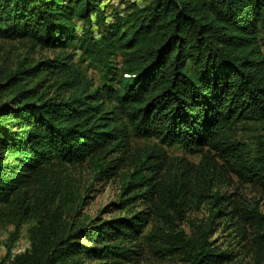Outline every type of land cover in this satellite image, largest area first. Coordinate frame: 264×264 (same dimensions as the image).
Here are the masks:
<instances>
[{"label":"trees","instance_id":"obj_1","mask_svg":"<svg viewBox=\"0 0 264 264\" xmlns=\"http://www.w3.org/2000/svg\"><path fill=\"white\" fill-rule=\"evenodd\" d=\"M108 2L0 0L1 41L57 52L0 67V227H13L1 264H139L146 250L159 261L229 263L209 242L226 200L218 184L233 177L264 192V0L122 1L121 12ZM70 52L96 67L98 85ZM253 125L261 133L240 141ZM174 146L198 164L173 166ZM84 165L92 182L120 179L122 214L80 215L67 170ZM207 190L217 210L189 235L180 224ZM231 210L264 264V214ZM26 225L29 249L11 257Z\"/></svg>","mask_w":264,"mask_h":264},{"label":"rangeland","instance_id":"obj_2","mask_svg":"<svg viewBox=\"0 0 264 264\" xmlns=\"http://www.w3.org/2000/svg\"><path fill=\"white\" fill-rule=\"evenodd\" d=\"M124 2H135L140 4L142 0H109L107 6L112 12L123 9ZM72 54V52H70ZM57 52L43 51L38 48L29 49L22 43L12 41L0 40V67L2 69H12L18 61L24 57L29 58L33 62L41 60H53ZM72 62L80 69L93 83L98 85L100 82L99 74L93 65L85 62V59L80 56V53L74 52L72 54ZM120 66V60H115V65ZM261 133L259 126H250L244 129L239 134L240 141L251 144L254 136ZM153 140L135 138L132 141L133 146L143 147L153 144ZM168 157L173 166H178L182 162H188L197 165L200 160L199 154H193L178 146L167 149ZM69 177L73 182L78 185L77 193H80V200L78 201V211L82 217L94 219L102 217L103 219H110L118 214H122L119 210L120 200L123 199L120 194L121 181L118 178L102 179L98 181H91L92 174L86 165L81 167H69L67 170ZM194 183L199 187H205L204 178L202 174L194 172ZM217 191L220 195L224 196L226 200H222L220 213L217 217L212 218L213 236L209 240L213 247L220 251L230 253L232 261L226 264H256L254 259L253 247L249 241V232L241 235L237 222V213L231 210V204L236 202L238 207H246L248 209L255 208L261 214H264V192L260 191L257 187L245 185L233 177L225 180L224 183H219ZM208 190L203 191L201 194V203L196 208L191 205L186 213V218L180 224L187 234L195 231V226L203 228L208 226V219L216 212L217 208H209L208 204ZM243 221H239V226L243 225ZM28 226H23L17 239L11 243V257L16 254H21L29 249V239L27 234ZM247 229V228H246ZM13 232V227H0V264L6 258V251L9 244V235ZM139 264H183L177 260H156L150 251L146 250L144 257L140 260Z\"/></svg>","mask_w":264,"mask_h":264}]
</instances>
